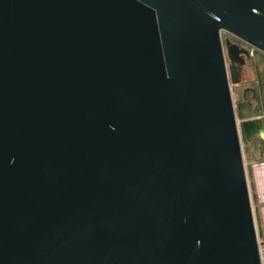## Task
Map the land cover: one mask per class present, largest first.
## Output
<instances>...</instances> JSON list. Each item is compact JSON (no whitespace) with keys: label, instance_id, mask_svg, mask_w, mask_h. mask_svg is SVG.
Returning a JSON list of instances; mask_svg holds the SVG:
<instances>
[{"label":"water","instance_id":"95a60500","mask_svg":"<svg viewBox=\"0 0 264 264\" xmlns=\"http://www.w3.org/2000/svg\"><path fill=\"white\" fill-rule=\"evenodd\" d=\"M248 45L264 0H0V264H264Z\"/></svg>","mask_w":264,"mask_h":264},{"label":"rangeland","instance_id":"374dc122","mask_svg":"<svg viewBox=\"0 0 264 264\" xmlns=\"http://www.w3.org/2000/svg\"><path fill=\"white\" fill-rule=\"evenodd\" d=\"M233 39V35L222 30V37ZM250 46V45H249ZM264 52L255 48L252 56L243 67L242 79L232 83L231 90L234 99L236 116L240 124L247 118L262 115L264 117ZM254 88L258 95L253 94ZM242 107L240 108V104ZM243 155L247 178L255 212L256 224L264 234V137L256 136L250 140L243 135Z\"/></svg>","mask_w":264,"mask_h":264},{"label":"built area","instance_id":"2783aa9c","mask_svg":"<svg viewBox=\"0 0 264 264\" xmlns=\"http://www.w3.org/2000/svg\"><path fill=\"white\" fill-rule=\"evenodd\" d=\"M250 52L253 54L254 53V47L250 46ZM262 116V115H260ZM258 244H259V250L262 258L264 259V234L261 235L260 231L258 233Z\"/></svg>","mask_w":264,"mask_h":264},{"label":"trees","instance_id":"16d2710c","mask_svg":"<svg viewBox=\"0 0 264 264\" xmlns=\"http://www.w3.org/2000/svg\"><path fill=\"white\" fill-rule=\"evenodd\" d=\"M250 47V46H249ZM264 55V54H263ZM258 89L257 88H254V90H253V94L255 95V96H259L258 95ZM242 107V103L240 104V108Z\"/></svg>","mask_w":264,"mask_h":264},{"label":"flooded vegetation","instance_id":"af4514ba","mask_svg":"<svg viewBox=\"0 0 264 264\" xmlns=\"http://www.w3.org/2000/svg\"><path fill=\"white\" fill-rule=\"evenodd\" d=\"M233 39H234L235 41H238V42H240V43H242V44L247 45L245 42H243L242 40L238 39L237 37H233ZM248 46H249V45H248Z\"/></svg>","mask_w":264,"mask_h":264}]
</instances>
